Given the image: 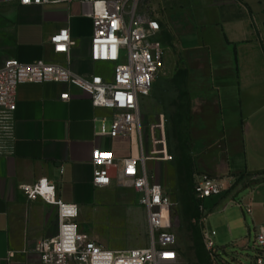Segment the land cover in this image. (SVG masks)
Segmentation results:
<instances>
[{"label":"crops","instance_id":"1","mask_svg":"<svg viewBox=\"0 0 264 264\" xmlns=\"http://www.w3.org/2000/svg\"><path fill=\"white\" fill-rule=\"evenodd\" d=\"M150 1L168 46L166 63L177 95L185 93L188 145L181 182L194 194L197 174L223 179V194L201 202L204 226L209 215L218 214L216 235L220 232L227 244L222 250L232 244L238 256H246L255 226L264 220V0ZM87 9L81 0L0 1V65L9 59L66 63L65 55L52 51L49 38L67 26L74 42L71 70L109 76L110 63L89 58L93 26ZM64 92L68 100L60 99ZM112 113L64 83L18 86L13 151L0 156V264H40L36 242L58 231L56 206L28 200L20 185L53 181L57 196L79 207L82 231L87 227L81 222L98 205L111 202L108 193L121 185L114 169L105 185H93L92 150H112L118 160L134 152L128 138L99 134L101 120L109 125ZM147 154L152 156L148 149ZM162 162L149 159L158 183L163 182Z\"/></svg>","mask_w":264,"mask_h":264},{"label":"built area","instance_id":"2","mask_svg":"<svg viewBox=\"0 0 264 264\" xmlns=\"http://www.w3.org/2000/svg\"><path fill=\"white\" fill-rule=\"evenodd\" d=\"M3 1V0H0ZM21 5L45 4L51 0H18ZM70 2L71 0H58ZM92 20L89 58L95 63H110L111 74L79 75L70 68L73 40L67 26L53 33L49 42L55 54L66 56V63L43 59L21 62L9 59L0 65V156L13 151V112L16 91L22 83L54 82L74 86L86 93L94 107L111 110L107 125L101 120L99 134L130 140L128 157L118 160L112 150H92L93 185L102 187L111 169L119 184H128L139 194L147 220L146 246L127 250L110 249L82 231L78 224L79 207L56 194V185L40 178L20 189L28 200L40 199L57 208L58 231L38 240L34 251L40 264H176V234L165 226L164 214L173 207L170 194L149 172L151 157L145 150L141 127L140 102L149 96L155 82L166 75L168 48L161 40V26L147 0H81ZM70 98L68 92L61 100ZM162 153V149L160 148ZM162 158V156L160 157ZM226 190L223 179L208 174L194 177L193 193L200 201L220 196ZM216 232L204 228L203 244L209 263L219 264L215 247ZM252 254L245 264H264V220L255 226ZM238 264L241 261L238 258Z\"/></svg>","mask_w":264,"mask_h":264},{"label":"rangeland","instance_id":"3","mask_svg":"<svg viewBox=\"0 0 264 264\" xmlns=\"http://www.w3.org/2000/svg\"><path fill=\"white\" fill-rule=\"evenodd\" d=\"M147 1L151 6V1ZM170 68L166 75L155 82L149 96L140 102L142 135L145 150L150 151L152 160L163 161V182L160 184L173 202V207L164 214V221L165 226L176 234V264H208L203 230L206 227L217 233L220 218L218 214L209 215L204 226L205 208L189 191L188 186H183L181 182V158L188 145L187 108L185 97L177 95ZM147 166L151 170L149 161ZM120 185L108 193L111 202L98 205L88 221L81 222V225L87 227L84 231L88 234H95L98 243L110 249L127 250L146 246L147 220L145 210L139 203L140 196L130 185ZM246 222L250 223L248 220ZM222 236L220 232L215 236V246L220 248L219 264H238V258L241 263H247V256L253 252V238L249 242L246 256H238V248L232 244L222 250L227 245L221 240Z\"/></svg>","mask_w":264,"mask_h":264},{"label":"trees","instance_id":"4","mask_svg":"<svg viewBox=\"0 0 264 264\" xmlns=\"http://www.w3.org/2000/svg\"><path fill=\"white\" fill-rule=\"evenodd\" d=\"M181 91V90H180ZM185 93H183L182 91L180 92V97H183ZM184 161V160H183Z\"/></svg>","mask_w":264,"mask_h":264},{"label":"bare ground","instance_id":"5","mask_svg":"<svg viewBox=\"0 0 264 264\" xmlns=\"http://www.w3.org/2000/svg\"><path fill=\"white\" fill-rule=\"evenodd\" d=\"M134 153L136 154V151Z\"/></svg>","mask_w":264,"mask_h":264}]
</instances>
